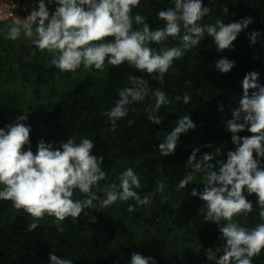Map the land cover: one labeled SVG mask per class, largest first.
Returning <instances> with one entry per match:
<instances>
[{
	"label": "trees",
	"instance_id": "trees-1",
	"mask_svg": "<svg viewBox=\"0 0 264 264\" xmlns=\"http://www.w3.org/2000/svg\"><path fill=\"white\" fill-rule=\"evenodd\" d=\"M170 6V0H141L131 15H144L150 29H156L164 23L157 13ZM203 6L212 12L201 24L214 23L217 18L227 24L248 17L252 23L229 49L220 52L212 38L205 36L200 46L173 62L163 83L129 67L127 62L119 67L106 64L103 72L81 68L61 73L51 65L52 56L35 48L28 39L21 36L10 41L0 35V128L27 115L25 123L31 131L29 144L24 147H30L34 154L41 140L59 147L69 138L77 142L92 139L91 154L104 157L102 167L107 173V179L100 182L101 189L106 184H118L120 174L131 167L140 177L141 188L136 191L141 196L156 192L149 204L137 205L132 212L128 207L135 204L134 200L118 201L105 209H86L88 214L82 213L75 221L67 218L63 232H58L54 218L47 216L39 221L37 229L28 231L33 218L15 209L11 201H0V264H49L52 252L71 259L72 264H129L133 253L151 257L155 264H211L207 250L222 247L223 241L218 225L204 222L199 196L191 195L193 189L198 194L203 191L202 174L184 189H179L178 183L191 171L186 165L194 149H199L197 160L216 149L220 150L216 158L226 160L227 152L234 150L225 121L232 118L238 104L241 82L245 74L255 71L264 85V0H203ZM225 8L228 12L223 15ZM133 27L135 30L138 26ZM252 32L259 34L255 44L250 43ZM180 43L179 37H170L150 47L159 51ZM221 58L235 62L230 72L222 74L215 69ZM130 75L148 80L153 90L161 88L170 103L160 110L159 115L165 117L160 125L147 119V98L130 105L128 116L117 122L113 132L104 113L119 99V90L130 86ZM185 92L192 97L188 105L175 101V96ZM221 105L222 111L218 110ZM186 114L196 128L180 136L172 155L160 156L163 136ZM129 120L133 121L131 125ZM238 135L251 134L245 130ZM160 183L165 185L163 192L157 191ZM98 195L103 196V192ZM244 195L253 203V210L246 217L234 219L249 228L264 223L255 194ZM80 198L82 194L74 192L73 199ZM253 264H264V250L253 258Z\"/></svg>",
	"mask_w": 264,
	"mask_h": 264
},
{
	"label": "clouds",
	"instance_id": "clouds-1",
	"mask_svg": "<svg viewBox=\"0 0 264 264\" xmlns=\"http://www.w3.org/2000/svg\"><path fill=\"white\" fill-rule=\"evenodd\" d=\"M48 2L56 5L54 13L50 15L45 0H38L37 7L25 18L14 17L11 23L0 27V35L10 41L21 36L28 39L35 48L52 56L51 65L61 73H74L81 68L103 72L106 64L119 67L127 62L129 67L163 83L173 62L200 46L205 36L212 38L220 52L229 49L241 31L252 23L248 17L227 24L221 18L201 24L212 12L210 7L203 6V0H170L172 6L157 13L158 20L164 23L156 29H150L144 15H131L141 0ZM227 12L225 8L223 15ZM134 24L138 26L135 30ZM258 35L249 34L251 44L257 42ZM170 37H179L180 45L159 51L150 47ZM234 64L221 58L215 69L228 73ZM259 75L255 71L245 74L238 104L232 110V118L225 121L234 150L227 152L226 160L216 158L219 149L197 160L199 149H194L186 165L191 171L178 183V188L184 189L202 174L203 191L198 194L193 189L191 195L199 196L204 222L218 225L223 241L222 247L207 250L206 258L211 264H253V258L264 250V223L249 228L234 219L246 217L253 210V203L244 195L247 192L249 196L255 194L259 217L264 221V85L259 83ZM127 79L130 86L119 90V99L104 113L110 130L115 132L117 122L128 116L130 105L146 98L147 119L153 125H160L165 117L159 113L170 103L169 96L161 88L153 90L146 79L131 75ZM174 99L188 105L192 97L185 92ZM222 109V105L218 106V110ZM26 120L27 115H22L15 123L0 128V201H11L15 209H22L33 218L28 231L37 229L39 221L47 216L53 217L57 231L63 232V222L69 217L75 221L82 213L87 215L86 209H105L118 201L134 200L135 204L128 207L132 212L137 205L149 204L156 194L141 196L136 191L141 188L140 177L131 167L120 174L118 184H106L101 189L100 182L107 179L102 167L104 157L91 154L94 143L89 138H81L79 142L69 138L59 147L41 140L34 154L30 147H24L29 144L31 131ZM132 123L128 121L129 125ZM174 123L173 130L159 144L162 157L172 155L180 136L196 128L189 114L180 116ZM245 130L251 135H238ZM164 190L165 185L160 183L157 191ZM101 191L103 196L98 195ZM74 192L83 198L73 199ZM49 264H72V260L52 252ZM129 264L155 262L151 257L133 253Z\"/></svg>",
	"mask_w": 264,
	"mask_h": 264
},
{
	"label": "built area",
	"instance_id": "built-area-1",
	"mask_svg": "<svg viewBox=\"0 0 264 264\" xmlns=\"http://www.w3.org/2000/svg\"><path fill=\"white\" fill-rule=\"evenodd\" d=\"M45 2L50 12L55 4L49 3L48 0ZM37 4L38 0H0V24L11 23L14 17L25 18L31 10L37 7Z\"/></svg>",
	"mask_w": 264,
	"mask_h": 264
}]
</instances>
